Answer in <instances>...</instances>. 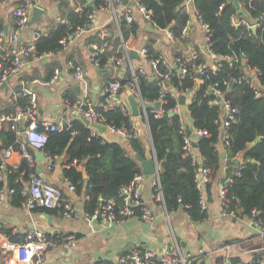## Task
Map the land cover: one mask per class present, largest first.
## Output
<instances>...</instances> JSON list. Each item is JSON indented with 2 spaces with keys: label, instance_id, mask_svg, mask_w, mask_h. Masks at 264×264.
I'll use <instances>...</instances> for the list:
<instances>
[{
  "label": "trees",
  "instance_id": "1",
  "mask_svg": "<svg viewBox=\"0 0 264 264\" xmlns=\"http://www.w3.org/2000/svg\"><path fill=\"white\" fill-rule=\"evenodd\" d=\"M56 3L58 21L52 23L45 33H42L34 44L30 57L40 58L43 54H56L62 50L60 40L77 27H87L88 15L94 10L85 0H72L70 6L67 0H51ZM147 10L151 11L149 23L154 29L169 30L177 40L171 46L174 60L183 53L194 50L195 60L188 67L187 73L179 76L177 69H172L167 77V69L162 64V55L155 51L152 44H146L148 58L158 60L157 69L149 76L138 77V90L142 99L153 102L159 97L160 90L168 85L162 96L163 122L160 124L153 114L147 112L146 119L154 158L159 165L158 186L162 202L168 212L182 208L189 220L200 223L206 218L205 210L200 206L201 192L195 183L196 167L183 150L184 132L181 129L183 118L178 114L169 116L175 110L177 100L172 95L192 94L186 106L191 126L194 130L206 131L207 137H197L196 150L202 158V167L210 170V181L222 165L220 150L216 145L220 142L221 110L219 106H209L208 101L214 96L210 88L215 86L222 93V99L228 101L238 110L236 122L228 128L229 146L225 152V179L230 178L227 187V212L235 217H249L258 219L264 224V96L255 97L254 91L248 83L251 79L264 92V20L259 16L264 13V0H237L243 6L246 15L259 23L254 31H247L241 26L231 24L230 18L236 8L228 0H194V6L201 22L208 26L210 33L209 49L215 56L217 68L213 71L206 66L205 54L198 45L188 48V35L181 36V30L189 19L184 0H137ZM79 5L83 7L79 8ZM92 5L101 9L106 5L105 0H92ZM140 24L119 23L122 39L135 37ZM90 41L99 43L98 32L90 37ZM112 46V49H109ZM108 48L97 56L98 67L110 68L108 60L121 56L120 39L111 35ZM232 56L239 63L245 60V68L255 70L252 78L244 71H238L239 66L226 57ZM193 65L195 68H192ZM202 67L204 74L197 72ZM53 70V69H51ZM50 74L47 76L49 77ZM245 76L248 79H245ZM130 74L120 79L125 88ZM231 77L234 83L227 84ZM152 78V79H151ZM200 80V83L197 82ZM248 80V82H246ZM106 98L96 110L104 119V125L114 130L128 129L132 125L130 117L124 115L118 104L103 110ZM71 104L74 101L70 102ZM27 100L18 99L15 105L25 106ZM39 130H43L41 124ZM47 139L42 151L52 160L62 155L67 157L66 167L62 170L63 177L74 186L75 192L85 195V214H92L98 208V197L114 198L119 205L118 192L121 186L128 184L136 175L140 174V165L133 155L132 149L141 158H145L144 149L139 138L128 139L129 149L115 140H106L102 134L92 137L91 129L80 119L75 118L69 126L61 131L47 132ZM0 149H13L22 152L20 141L16 133L5 127L0 128ZM253 145L249 150L247 147ZM32 148L26 144V152L33 156ZM241 157L240 175H234L236 169L234 160ZM74 164L81 165L85 170L86 180L82 172L74 168ZM35 172L28 159L24 156L17 167L0 166V191L6 187L9 192L10 203L21 206L26 200V183L29 176ZM224 182V181H223ZM210 186V182L206 187ZM62 197V194H61ZM47 212L54 210L42 209ZM61 211V210H60ZM62 213V211H61ZM136 214L140 216V212ZM234 263L240 262L238 258ZM202 264H206L202 260Z\"/></svg>",
  "mask_w": 264,
  "mask_h": 264
},
{
  "label": "crops",
  "instance_id": "2",
  "mask_svg": "<svg viewBox=\"0 0 264 264\" xmlns=\"http://www.w3.org/2000/svg\"><path fill=\"white\" fill-rule=\"evenodd\" d=\"M70 6H74L72 0ZM128 1L131 6V13L134 21L139 22L140 28L135 37L126 40L128 49L140 50L146 44H152L153 48L164 57L166 61L173 64L174 58L170 50L171 41L164 30L154 29V32L145 30L146 23L143 22L142 14L137 9L135 0ZM134 3V5H132ZM42 14L38 19L30 21L27 28L21 33L19 44L28 47L32 43V33L39 30L45 33L52 23L59 19L56 3L51 0H39ZM194 7V5H193ZM189 6L187 12L190 20V33L188 34V48L194 45L201 46L202 33L198 28L195 11ZM0 25L9 34L14 27V18L9 5L0 3ZM114 21L111 13L102 9L96 12L93 28L79 35L67 48H64L55 55L43 58L27 56L24 65L18 74L7 80V90L0 89V113L11 114L14 110V101L11 94L20 90V80L29 84L30 90L35 94L37 105V118L41 123L46 122H67L80 119L74 108L70 107L71 101L76 103L82 97L80 86L70 76L67 66L69 61L83 68L86 79L88 95L94 107L101 105L105 98L104 83L107 77L115 72L119 79H124L130 74L140 60L128 58L122 60L118 65H112L104 69L92 63L89 58L90 37L98 32L101 27L114 28ZM112 35L114 38L113 30ZM150 39L153 42H150ZM10 48L9 41L4 40L0 47V57L3 52ZM112 49V46H109ZM191 51V49H190ZM189 52V51H188ZM113 59V58H111ZM53 69V70H51ZM55 72L56 79H53ZM50 74L49 77H47ZM148 74H151L148 71ZM35 81V82H32ZM129 93L127 90L119 94V98L110 102L112 106L117 102L126 104L129 107ZM189 104V103H188ZM186 107L179 106V110ZM184 122L191 126L188 112L186 111ZM81 120V119H80ZM70 122V123H71ZM69 123V124H70ZM140 139L145 158L144 164L140 165V176L142 183L141 202L151 214L150 221L144 220L138 215L128 217L107 225L105 222L96 220L87 222L84 219L85 195L83 192L77 194L67 189L68 181L63 177L62 170L66 167L67 157L62 155L53 161L45 154L46 161L38 163L33 149L32 159H28L30 165L42 166L41 173L47 182L57 187L62 194V203L70 204L74 210L71 217H64L60 210L47 212L42 209L30 211L24 205L17 206L10 203L9 192L6 187L2 189L0 199V225L2 232L8 234L12 241L18 242L26 231L31 227H37L53 235L56 246L45 253L43 264H89L94 261L105 260L114 262L131 249L151 248L157 251L165 250L172 245L175 238L183 254H198L202 250L201 258L206 264H221L222 252L218 250L224 244L232 245V255L242 261H249L254 258H264V252L256 256L254 252L264 250V238L259 237L257 231L250 223L249 217H235L225 213L219 199V188L226 176L225 159L216 175L210 181V186L204 188L203 200L205 202L206 218L200 223H193L182 208L168 212L161 198L155 197L157 188V175L159 165L154 158L147 121L142 114L132 118ZM102 136L106 140H117L126 148L129 147L128 139L104 130ZM1 145V144H0ZM9 157H4L3 149H0L1 167H17L24 157L22 152L11 149ZM133 151L132 149H129ZM44 153V152H43ZM131 154V153H130ZM136 154V153H135ZM132 155V154H131ZM241 161V157L236 158ZM235 161V160H234ZM82 172L81 165H73ZM35 173V172H34ZM4 178V175L2 173ZM28 183L25 191L27 192ZM68 235H74L73 242L65 239ZM0 264L1 261H0Z\"/></svg>",
  "mask_w": 264,
  "mask_h": 264
},
{
  "label": "built area",
  "instance_id": "3",
  "mask_svg": "<svg viewBox=\"0 0 264 264\" xmlns=\"http://www.w3.org/2000/svg\"><path fill=\"white\" fill-rule=\"evenodd\" d=\"M106 5L102 7V10L109 11L113 17L114 21V28H107L101 27L98 30L99 36V43H92L90 44V53L89 58L93 64L98 66L97 56L103 53L109 46V40L115 31L119 34L120 39V49L122 50L121 56L116 59H109L108 65L112 66L118 65L122 62V60L128 59L129 50L127 48V42L122 39L121 32L119 29L120 22H126L131 24L134 22V18L131 13V6L128 1L124 0H105ZM137 9L142 14L143 22L146 25H150L149 20L151 16V11L147 10L142 4H140L137 0ZM232 2V0H228ZM0 3L7 4L10 7L12 16L14 18V27L12 31L7 34L2 25H0V47L2 46L4 40H8L10 44V48L3 52L0 57V85L3 83H7V80L15 76L19 73L24 65V59L27 56H30L31 52L33 51L34 44L41 36V32L39 30H35L32 33V43L30 46L25 47L19 44V39L21 33L27 28L28 23L30 22L33 9L39 8V0H0ZM184 6L187 10L189 6L194 5V0H184ZM134 5V3L132 4ZM239 7H241L245 13V15L240 14L237 9L235 13L232 14L230 21L232 25L241 26L247 31L255 30L259 27V23L250 19L243 8L242 5L238 3ZM83 6L79 5L78 9H81ZM41 8V7H40ZM236 8V7H235ZM195 11L196 21L199 30L202 33V43L200 46L201 51L205 54L206 59V66L211 70H215L217 68V63H215V56L209 49V38L210 33L208 30V26L203 24L197 15V11L195 6L193 7ZM96 12L94 11L88 15V23L85 27H77L70 33H68L64 38L60 40V45L62 50L67 48L79 35L84 33L85 31H89L93 28ZM260 21L264 20V13L259 16ZM152 27V26H151ZM153 28V27H152ZM167 33L168 39L171 41V44L176 45L177 40L174 35L169 31L164 29ZM190 33V20L186 22V25L181 30V36H187ZM132 35L129 36L128 39H131ZM137 51V50H136ZM60 52V51H59ZM58 53V52H57ZM138 56L140 57V62L138 65L131 69L130 77L127 81V85L124 88L121 84L120 79L117 77L115 72H112L106 79L104 83V93H105V104L102 106L103 110H106L110 107L109 103L114 102L116 96L127 90L138 103H139V110L140 114L144 116L146 119L147 112L153 114L154 118L161 124L163 122V110L161 109L163 100L162 96L165 90L168 88V85L163 87L160 90L159 97L154 99L153 102H146L142 99L139 90H138V77L139 76H149L152 74H148V71L155 72L157 69V65L159 63L158 60L149 59L147 49L141 48L137 51ZM51 55H55L52 53L43 54L40 58L48 57ZM197 57V54L194 50L189 51L187 53H183L180 58L174 60L173 64L169 63L162 57V64L167 69V77L171 76L172 69H177V75L182 76L187 73L188 67ZM228 60H233L237 64L239 61L232 56L226 57ZM245 60L242 58V63H239V66L236 67L238 71H244L245 74L252 78L255 76V70H249L245 68ZM70 70V76L73 81L80 86L82 91V97L79 101L73 104H69L70 107L74 108L77 113V116H82L89 121V128L91 129V136L95 137L101 135L96 128L92 125L97 124L100 126L105 127V130H108L111 133H116L123 138L130 139V138H138V133L136 127L132 123L130 128L128 129H120L114 130L111 127H107L104 125V119L100 113L95 109L92 101L89 98L88 90L86 86V79L85 73L81 66L74 64L72 61H69L67 64ZM192 68H195L191 65ZM202 67H197V72L200 75L204 74ZM57 73L53 79H56ZM245 79H248L245 76ZM236 81L235 77H231L227 84L234 83ZM35 82V81H32ZM200 83V80H197ZM248 82V80H246ZM20 90L13 92L11 94V100L16 102L20 98H24L27 100V104L25 106L22 105H15L14 110L11 114L9 113H0V128L5 127L10 129L16 133L18 136V140L20 141V149L23 152L24 156L30 159V156L26 152V144L35 150L42 151L43 146L47 139V132L53 131H61L63 128L69 126H64L63 121L57 122H46L41 123L38 121L37 118V105H36V98L35 94L29 88V84L26 81L20 80ZM248 83H250L251 88L254 91L255 97L264 96V92L261 91L255 84V82L251 79ZM210 93L214 96L212 99L208 101L209 106H219L221 110V118H220V129H221V137L220 142L216 145V147L221 151L229 146L228 142V128L231 124L236 122V115L238 110L231 106V104L222 99L221 91L212 86L210 88ZM181 94H174L172 95L174 98H178ZM188 99V103L190 102L192 94L185 95ZM159 104V108H150L149 110L145 109V104ZM120 111L130 117L132 122L131 111L130 108L126 104H122L117 102ZM181 107V106H180ZM169 113L178 114L183 118V124L181 126L182 131L184 132L183 136V150L185 155H188L192 161V165L196 167L195 173V183L197 189L201 192V200L200 206L202 210H205V202L203 200V192L205 186L210 182V170L208 168L202 167V158L197 153L196 148L194 149L192 146V142H196L195 139L197 137H207L208 134L206 131L202 130H194L192 126L186 125L184 119L186 118V112L183 110H179V105L177 104L175 110L170 111ZM138 115V116H139ZM147 121V119H146ZM41 124L43 130L38 129V125ZM186 126H189L191 129V136L186 134ZM21 127L23 130H21ZM224 152V151H223ZM11 153L10 149H3L4 157H9ZM47 155V154H46ZM48 156V155H47ZM50 158V157H49ZM53 161V160H51ZM241 164V161H239ZM201 164V165H200ZM239 164V165H240ZM158 174L159 171L156 173L157 175V188L155 189L154 196L161 198V194L159 191L158 186ZM233 174L239 176L240 175V167L237 165L236 169L233 170ZM0 179H2V175L0 173ZM231 184V179L227 178L224 182L220 185L219 188V199L222 206V210L225 213L231 214V212H227V187ZM67 189L70 192H75L74 186L68 182ZM141 190H142V183H141V176L140 174L136 175L128 184L123 185L120 187L118 192V199L120 201L119 205L117 204L114 198H104L98 197V208L92 214H85L84 219L91 223L96 220H100L105 222L107 225H111L118 220H122L128 217H132L137 215L136 212H140V217L144 220L150 221L152 219L150 211L142 205L141 202ZM2 197V191H0V199ZM162 199V198H161ZM26 209L33 211L36 209H47V210H61L62 215L64 217H71L74 213V210L70 204L62 203L61 201V191L47 182L45 178L37 173H33L29 176L28 182V189L26 192V200L23 203ZM251 225L257 231L259 237L264 238V224L259 221L258 219L250 218ZM70 242L75 240L74 235H68L65 237ZM172 245L161 251H157L155 249L146 248H133L130 252L121 255L117 261L110 262L105 260L94 261L89 264H192L193 261L196 264H202L201 255L203 254L202 250L198 251V254H183L179 243L175 238L172 240ZM56 246V240L52 234L45 232L42 229L37 227L29 228L22 239L18 242L12 241L10 236L1 230L0 225V261L2 264H43L45 253L54 248ZM218 250L222 252V261L221 264H235L233 259L235 258L232 255V245L231 244H224ZM240 262L236 264H264V258L258 257L251 259L249 261H242L239 259Z\"/></svg>",
  "mask_w": 264,
  "mask_h": 264
},
{
  "label": "water",
  "instance_id": "4",
  "mask_svg": "<svg viewBox=\"0 0 264 264\" xmlns=\"http://www.w3.org/2000/svg\"><path fill=\"white\" fill-rule=\"evenodd\" d=\"M85 2H86L87 5H91V7H92V9H93L94 11H98V9H97L95 6L92 5V0H85ZM232 3H233V5L236 7L237 11H238L240 14L245 15L243 9H242L241 7H239V5H238V1H237V0H232ZM41 14H42V9H41L40 7H39V8H34V9H33V13H32V16H31L30 21L32 22V21L38 19L39 16H40ZM145 30H148V31L154 32V28H152V27L149 26V25L146 26ZM252 31H254V29H253ZM114 38H115V39L119 38V34H118L117 31L114 32ZM150 42H153V40L150 39ZM129 56H130V58H135V59H137V60L140 59V57L138 56L137 51H136L135 49H130V50H129ZM151 79H152V78H151ZM165 86H167V85H165ZM7 88H8L7 83H3V84L0 85V89H5V90H7ZM118 98H119V96H116V99H118ZM128 101H129V108H130V111H131V116H132V117H137V116L139 115V113H140V110H139V103H138V102H137L132 96H129V97H128ZM177 104H178L179 106H183V107H185V106L188 105V99H187L186 96H184V95H179L178 98H177ZM159 107H160V106H159L158 103H157V104L155 103V104H153L152 106H151L150 104H148V103L145 104V109H146V110H149L150 108H156V109H157V108H159ZM183 112H184V111H183ZM173 114H174V113H169L168 115H169V116H172ZM80 119H81V121H82L86 126H89L90 123H89V121H88L87 119H85V118L82 117V116H80ZM70 122H71V120L65 122V123H64V126H67ZM92 126H93L94 128H96L97 131H98L99 133H103L104 130H105V127L100 126V125H97V124H93ZM21 130H23L22 127H21ZM186 134H187L188 136H191V129L189 128V126H186ZM192 146H193V148L195 149L196 146H197V145H196V142H192ZM252 146H253L252 144L249 145V146L247 147V150H249ZM130 153L135 157V159L137 160L138 163H142V164H144V161H142V158H141L139 155L135 154L134 151H130ZM34 154H35V157H36V161H37L38 163H40V162H45V161H46L45 154H44L42 151L37 150ZM225 157H226L225 152L221 151V152H220V158H221L222 160H224ZM1 163H2V159L0 158V164H1ZM239 164H240V162H239L238 160H235V161H234V165L237 166V165H239ZM200 165H201V164H200ZM41 168H42V166H41L40 164L36 165L35 173L42 175V173H41ZM82 176H83V179L86 180V175H85V170H84V168L82 169ZM263 252H264V250H260V251L254 252V255L259 256V255H261ZM192 264H196V262L193 261Z\"/></svg>",
  "mask_w": 264,
  "mask_h": 264
},
{
  "label": "rangeland",
  "instance_id": "5",
  "mask_svg": "<svg viewBox=\"0 0 264 264\" xmlns=\"http://www.w3.org/2000/svg\"><path fill=\"white\" fill-rule=\"evenodd\" d=\"M185 96V95H184ZM186 107V106H185ZM184 111H185V109H184ZM10 149V148H9ZM33 149V148H32ZM43 152V151H42ZM23 153V152H22ZM45 154V153H44ZM239 161V160H238ZM29 182V181H28Z\"/></svg>",
  "mask_w": 264,
  "mask_h": 264
}]
</instances>
